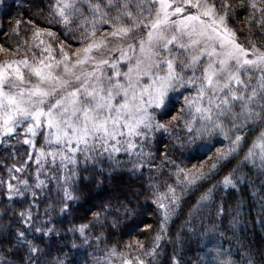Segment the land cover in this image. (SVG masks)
I'll return each mask as SVG.
<instances>
[{
    "label": "snow or ice",
    "instance_id": "1",
    "mask_svg": "<svg viewBox=\"0 0 264 264\" xmlns=\"http://www.w3.org/2000/svg\"><path fill=\"white\" fill-rule=\"evenodd\" d=\"M24 3L45 23L18 16L9 19L5 32L0 21V35L11 41L8 47L0 43V52L22 57L0 62V141L13 148V156L19 155L13 141L28 146L26 159L8 169L6 201L15 204L19 197L28 207L0 211V264H161L160 242L169 221L183 211L185 197L199 192L177 233L179 249L174 247L167 262L181 264L183 229L195 233L193 219L217 190L242 194L247 186L253 198L264 191V0ZM181 96L177 108L174 101ZM165 136L163 149L155 147ZM213 148L216 152L208 155ZM121 154L130 162L137 157L130 169L137 178L143 166L158 173L149 175L144 189L160 220L151 244L134 237L123 247L117 242L99 256H86L81 247H91L92 241L89 225L81 224L66 230L73 235L71 246L62 245L52 257L43 241L67 236H60L49 209L45 220L33 212V204H39L45 191L58 197L63 192L60 213L68 214L70 202L79 199L77 186L95 180L100 187L113 180ZM156 159L160 164L152 165ZM193 159L199 163L189 168L184 162ZM33 163L34 177L15 174L30 171ZM226 168L221 180L205 188ZM164 169L168 179L158 183ZM81 173L92 175L81 180ZM138 197L130 188L119 191L103 206V214H94L97 223L119 229L121 217L136 220L142 215ZM115 205L119 208L113 214L109 209ZM223 214L221 203L217 217ZM238 223L234 217L231 226ZM102 241L107 245L106 238L96 236L97 244ZM203 255L212 257L204 264H264V241L259 246L241 243L235 251L218 245L214 253Z\"/></svg>",
    "mask_w": 264,
    "mask_h": 264
},
{
    "label": "trees",
    "instance_id": "2",
    "mask_svg": "<svg viewBox=\"0 0 264 264\" xmlns=\"http://www.w3.org/2000/svg\"><path fill=\"white\" fill-rule=\"evenodd\" d=\"M18 4L22 7L18 8ZM29 3H24V0H0V21L3 22L4 31L7 32L9 19L15 20L18 16L27 17L32 16L38 24H44L45 22L41 21L34 12H30ZM4 13H8V16H4ZM47 26V25H45ZM53 31L57 30L56 26H51ZM107 27V26H105ZM21 37L25 30V25L22 23L20 25ZM245 33L248 32V29H243ZM59 34V33H58ZM61 39H65L61 36ZM243 42V41H242ZM0 43H3L5 47L11 43V41L6 42V38L3 35H0ZM54 44H58V41H54ZM73 47L79 46L76 41H72ZM58 51V49H57ZM0 60H10L17 59L22 57H17L13 55L12 52H0ZM3 62V61H0ZM183 101V96L179 97L178 100L174 101L176 107L178 108L180 103ZM175 114V112L173 113ZM179 131V130H177ZM168 137H163L160 141L157 142L155 147L163 149L164 143H166ZM227 142H225L226 144ZM13 144L16 149H19V155L13 156V148L8 144L0 141V180H3L5 183L0 185V211L5 206L14 207L17 211L21 207H28V204L19 203L20 198L17 197V203L12 204L6 201L4 193H6V184L9 177V168H12L13 165L19 164L21 160L26 159L25 149L28 146L22 145V143L13 141ZM221 147L217 145V148ZM216 152V148L212 149V152L208 155H213ZM154 154L159 156V152ZM243 153H241V156ZM119 159L121 161V167L113 172L114 179L111 181L106 180L104 184L100 187H97V182L92 181L91 184L86 187L83 184L78 185L80 189L76 194L79 196V199L72 201L71 210L68 214L64 215L60 213V200L63 198V192L60 193L58 197L56 192L53 191L49 194L47 191L39 199V204H33V212H39L43 217L45 209H49V215L53 220L56 221L57 227L60 230V236H67V240L60 239L56 235H52L50 238H47L43 241L42 247L48 246L51 248V256L55 257L57 254V249L64 244L71 246V241L73 239L72 233L67 232L66 230L69 227H79L81 224L89 225L88 232L90 233V240L92 241L91 247L83 246L81 251L85 252L87 256L89 253L97 252L99 256L102 250L108 246L120 242L121 247L124 244H127L134 237H138L145 244L150 245L152 239L157 234L159 227V213L156 209V206L151 202V195L144 191L147 186L149 175L156 176L158 173L155 171V168H150L149 166H143L139 170L143 172V175L137 178L136 175H133L130 169L133 168V162L137 160L136 156L129 157L126 155H120ZM239 159V157H237ZM190 168L192 164H198L199 161L193 159L190 162L185 161ZM236 161H233L235 164ZM108 161H105V175L107 176ZM152 165H159L160 160L156 159L151 162ZM231 165L229 166V168ZM228 168L221 171L218 175H215L211 180L207 181L205 184L206 187H210L212 184L221 180L225 174L228 172ZM16 175H23L25 177L31 175L35 176V167L34 163L30 171H25V173H15ZM91 173H81V180L85 177L91 176ZM43 178V177H42ZM168 179V170L164 169V175L160 176L158 183H162L164 180ZM170 183L175 182V176L173 175ZM13 184L16 181H12ZM257 187L259 189V181H257ZM132 189L133 191L139 192V205L142 215L134 221H129L121 217V223L119 229H113L109 226L101 227L100 223H97L95 213L101 212L103 206L107 205L108 201L119 191ZM71 190V189H70ZM162 190H164L162 188ZM204 189H201L203 191ZM199 196V192L193 196L185 197L186 203L183 205V211L178 215L174 216L172 220L169 221L167 233L160 242L161 254L160 261L161 264H167L169 258L173 255L174 247L179 249V245H175V240L178 232H181V225L187 219L189 208L192 204L195 203L196 198ZM121 200L123 196L120 197ZM242 202L238 205L237 201L241 200ZM29 202H31L29 197ZM223 203L224 214L223 217H217V209L220 204ZM264 204V191H258V195L253 198L251 192L248 190L247 186L244 187L243 193H237L234 190L231 192H225L223 189L217 190L215 193L214 199L211 202H208L202 209L201 212L195 217L192 223L195 225V233L189 232L187 228L183 229V244L184 247L179 251V255L182 257L181 264H204L205 260H212L211 256L205 257L203 254L205 252H215L216 246L222 245L224 249L232 248L234 251L239 248L240 244L243 243L246 246L251 243L253 246H259L262 241H264V224L261 223L264 220V212L261 211V205ZM119 205H115L110 208L111 213H115ZM103 214V213H102ZM11 213H9V216ZM234 217H237L239 223L235 228L231 226V221ZM43 219H48V217H43ZM109 221L112 219V216L109 215ZM8 216L4 217V222H7ZM143 221V223H140ZM136 224H140L139 228H136ZM146 225H151V228L146 227ZM212 225H216L217 228L215 231H206V229L211 228ZM102 235L107 240V245L105 242H100L97 244L96 236ZM75 239L77 244H80V234L77 232L75 234ZM211 241V243H209ZM207 245V247H206ZM100 250L98 252L97 250ZM255 251V247L253 248ZM236 258L239 259V255H236ZM91 258H89L90 260Z\"/></svg>",
    "mask_w": 264,
    "mask_h": 264
},
{
    "label": "rangeland",
    "instance_id": "3",
    "mask_svg": "<svg viewBox=\"0 0 264 264\" xmlns=\"http://www.w3.org/2000/svg\"><path fill=\"white\" fill-rule=\"evenodd\" d=\"M1 58V57H0ZM0 61H4V60H0Z\"/></svg>",
    "mask_w": 264,
    "mask_h": 264
}]
</instances>
